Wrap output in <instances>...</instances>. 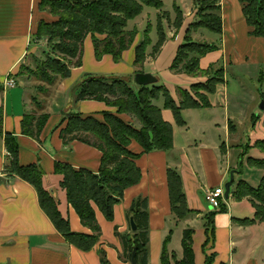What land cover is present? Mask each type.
Masks as SVG:
<instances>
[{
  "label": "crops",
  "instance_id": "1",
  "mask_svg": "<svg viewBox=\"0 0 264 264\" xmlns=\"http://www.w3.org/2000/svg\"><path fill=\"white\" fill-rule=\"evenodd\" d=\"M40 1L0 0V264H102V251L107 254L110 264H130L123 257V246L116 228L120 234H132L128 212L134 200L143 197L148 198L150 209L148 264H161L165 242L176 260H181L183 233L187 229L193 231L194 264H206L208 258L213 259L211 264H264V221L247 223V220H254L256 214L250 200L244 198L237 201L232 194L228 202L224 203L227 211L222 213L213 211L205 199L207 190L224 189L233 170L236 174L232 191L242 180H246L253 188L259 185L254 184L249 177H241L239 160L243 149L240 146L244 142L241 139L245 140V132L241 130L240 135L238 125L248 124L249 118L254 124L256 114L252 112V105L257 97L255 92H250L248 84L251 79H258L261 90L264 89V38L249 35L239 1L221 0L222 37L218 36L215 42L210 43L217 44L218 51L209 53L200 61L204 71L211 68L224 69V83L218 85L215 94L209 96V108L185 110L183 117L186 125L183 127L177 125L171 110H164L165 121L173 125V148L141 156L137 161L142 172L141 183L125 191L124 198L114 208L113 221H108L93 206L102 233L99 244L88 252L70 244L57 231L50 218L42 211L33 185L18 177H10L5 172L9 156L5 136L13 134L20 144V164L39 165L46 173L44 185L59 201L60 211L69 218L73 231L92 234L91 229L81 224L79 215L68 204L66 192L59 184L62 177L55 175L54 169L56 162H62L75 169H87L98 174L103 154L80 141L64 145L60 131L65 128V124L61 128L56 126L63 113L71 110L96 116L112 110L100 101L76 102L81 82L89 75L104 72V67L90 60V66L82 63L81 68H73L71 77L57 81L49 97L43 98L44 109L36 112L32 107V90L18 74L31 53L38 22L52 19L49 14L39 10ZM180 9L185 23L188 19H193L194 12ZM198 33L204 36L202 31ZM167 38L177 37L168 33ZM85 41L93 43L90 36ZM164 49L166 45L161 51ZM126 56L131 57L134 63L133 50L124 52V57ZM158 57L159 55L152 59L151 63L150 60L146 61L145 69L151 70L143 73H153L160 83L153 67ZM109 58L110 56L104 57L103 62L106 63ZM252 69L254 71L251 74ZM121 71L126 72L125 76L135 72L118 70ZM171 74L176 80L175 85L185 86L179 90H190L196 83L207 82L205 76L193 78L176 71ZM252 75L254 77H249ZM10 78L16 80L18 87L6 89L5 83ZM179 90H176L178 97L173 96L177 104L181 102ZM246 94L251 96L250 100H246ZM263 96L261 91L259 99ZM27 113L50 115L40 142L23 134L22 123ZM122 117L127 121L133 119L127 114ZM257 117L259 122H264V114ZM130 149L136 153L142 150L136 142L132 143ZM259 155L261 159L264 158V154ZM247 167L251 168L248 164ZM170 169L177 170L183 180L187 206L191 210L185 219H179L170 207L167 180ZM245 203L248 205L247 209L241 210Z\"/></svg>",
  "mask_w": 264,
  "mask_h": 264
},
{
  "label": "trees",
  "instance_id": "2",
  "mask_svg": "<svg viewBox=\"0 0 264 264\" xmlns=\"http://www.w3.org/2000/svg\"><path fill=\"white\" fill-rule=\"evenodd\" d=\"M238 1L242 6L249 35L264 38V0ZM220 3L221 0H197L195 15H193L194 21L187 25L188 28L183 27L186 23L182 10L177 6L174 8L176 12V19L173 22L176 26L174 37L176 38L182 28L186 30V34L185 42L177 50L178 53L171 65V70L178 73L183 72L189 77L205 76L207 79V82L191 86L190 90H179L181 97L179 104L176 103L168 88L159 83L153 87L139 86V90L136 91L130 85V76L119 78V76L109 77L95 74L89 75L81 82L76 102L100 101L109 107H115L117 113L105 111L97 116L84 115L72 110L63 113L56 127L61 128L65 124V128L60 131L64 145L80 141L89 144L103 154L98 174L87 169L78 170L62 162H56L54 169L55 175L62 177L59 184L66 192L68 204L79 215L81 224L91 229L92 234L73 231L69 218L60 211L59 201L44 185L45 171L37 164L22 166L17 137L13 134L5 136L9 155L5 172L10 177H18L33 185L40 199L42 211L47 214L65 240L80 250L88 252L100 242L102 228L97 222L93 206H96L108 221H113L114 208L124 198L125 191L141 183L142 172L137 166V161L141 156L155 151H169L173 148V125L165 121L164 110H171L177 125L183 127L186 125L183 112L188 109L209 108V96L215 94L217 86L224 83L223 68L218 70L211 68L209 71H204L200 65L202 58L218 51V45L202 43L190 37L194 30L201 29L222 37L223 21ZM163 6V0H41L39 10L49 13L53 19L51 21L42 19L38 22L33 42L48 39L53 45V55L46 52L44 53L46 59L38 61L36 79L53 87L57 81L70 77L73 68L82 66L83 47L89 36L93 40L95 54L99 60L112 55L115 62H121L124 52L133 47L137 35L140 34L138 30L128 31L129 22L141 16L145 11L144 8L151 7L163 11ZM160 15L155 28L158 40L152 49L155 52L154 57L160 55L168 39L164 21L165 18L170 17V14L166 12ZM153 30V26L148 27L144 32L145 42L135 47L133 66L137 69L143 68L147 60L146 50L153 43L150 37ZM97 36L104 38L100 40ZM18 76H22V72H19ZM161 98L164 99L163 108L153 103L160 101ZM125 114L138 121L141 124L140 128L131 124V121L124 120L122 115ZM256 119H258L257 116L254 117V120ZM49 120L50 115L47 113L40 115L27 113L22 123L23 134L40 142L41 134ZM133 142L142 148L140 153L130 149ZM256 147L264 154V140L257 141ZM247 163L251 168H258L264 172V159H248ZM167 180L169 181L170 207L179 219H185L191 210L187 206V197L180 173L175 169H170ZM232 192L237 201H242L246 197L254 200L251 205L255 208L256 214L254 220H247L248 224L264 221V175L261 184L256 189L242 181ZM221 207L222 213L227 211L225 204ZM149 215L148 198H137L128 212V220L130 222L131 218L134 219L138 227L137 232L123 235L116 228V234L123 246V257L130 263L135 254L138 264H148ZM192 234L193 231L190 229L183 233V258L179 261L172 252H169L168 244L165 242L162 248L161 264H194ZM100 254L101 263L110 264L107 254L104 251ZM212 260L208 258L206 264H211Z\"/></svg>",
  "mask_w": 264,
  "mask_h": 264
},
{
  "label": "rangeland",
  "instance_id": "3",
  "mask_svg": "<svg viewBox=\"0 0 264 264\" xmlns=\"http://www.w3.org/2000/svg\"><path fill=\"white\" fill-rule=\"evenodd\" d=\"M196 1L197 0H163V3H164L163 11H158V10L153 9L151 7L150 8H144L145 11L143 12V14L141 16L137 17L134 21L129 22V24H128L129 25L128 31L132 32V31L138 30L140 33L139 35H137V38H136L137 40L130 50L134 51L135 47H137V45H139L141 42L142 43L145 42L146 39L144 38V32L148 29V27L153 26L154 30L151 32V35H150V37L153 39V43L146 50L147 60H150L149 63H151L152 59L155 58L153 56V54L155 52H153L152 49L158 40L157 34H156L157 30L155 29L157 26L156 23H157L158 16L160 14L164 15V13H166V12H168L170 14V17L168 19L165 18V21H164L166 33L167 34L169 33V35L174 34V36H175L176 26L173 23L176 19V12L174 9L175 6H177V7L180 6L181 8H184L185 11H188L190 13L194 12L193 15H195ZM49 17H51L53 19L52 15H50ZM188 20L189 21H187L186 24L183 26L184 28H188L187 25H189L190 23H193L194 18L188 19ZM199 31H202V33L205 36V39H203L204 36H202V34L198 33ZM199 31L194 30L190 34V37L193 40H196V41H199L202 43H206V44L215 42L217 40V38H219L216 34L210 32V31H207L206 29H201ZM185 34H186V30L182 28L179 30V33L177 34L176 39H167V42L165 44L166 49L161 51L159 57L156 59V61L153 64V67L156 70L157 75L161 81L159 84L164 85L166 88H168V90L171 89L170 92H171V94H173L174 97H178L176 90H179L181 87L185 88V86H182V85L181 86L175 85L176 80H174L175 78L171 74L172 73L171 65L177 56V53H178L177 50L179 49L180 45L184 44V42H185V37H184ZM97 37L100 40L102 38H104L102 36H97ZM93 45L94 44L92 42H90V41L86 42L85 41V44L83 47V63H85V65L88 64L90 66L91 61L93 60V63H100L101 65H103L104 68L102 69V71H104V72H100L98 75L109 76V77L111 75H113V76H116V77L119 76V78H122L125 76L124 73H126V72L125 71L124 72L123 71L118 72V70H120V69L132 70V71H135L134 73H138V71L148 72L151 70L150 68L145 69L144 66H143V68H141V67H139L138 69L135 68L133 66V60L129 56H126V57L123 56L124 57L123 60L121 62L117 63L114 61L113 56L109 55L110 58L107 59V62L105 63V62H103L105 60L104 58L99 60L96 57L95 49H94ZM31 48H32L31 53H29V55L27 56L28 58L26 59L24 64L21 66L22 69L21 70L19 69V71L22 72V76H21L22 81L23 82L25 81V84L32 90V95H31L32 96V98H31L32 107L35 108L36 112L38 113L41 111L40 108H44L43 103H44L45 99H43V98L45 96H47V98H48L50 93L52 92V89H54V87L52 88V87H50V86H48V85H46V84H44V83H42L36 79V65H37L39 60H45L46 59V57L44 56V53L47 52L49 55H51V56L53 55L52 54L53 45H52V43H50L48 41V39L44 38V39L38 40L37 42H33V45ZM89 49L91 50L90 53H89ZM93 55H94V57H93ZM146 61H145V63H146ZM145 63H144V65H145ZM253 71L254 70L252 69L250 71V73L252 74ZM134 73L132 75H128V76H130V79H129V81L131 82L130 85L133 86L135 88V90L137 91V90H139V87L136 85V82H134V76H135ZM128 76H126V77H128ZM249 77H254V76L252 75ZM111 78H113V77H111ZM171 78H173V79L171 80ZM248 86L250 87V88L248 87L250 92L251 91L255 92L256 97H257L256 100L253 102L252 112L253 113L255 112L256 116L263 115L264 112H262L260 110V103H261L262 99H259L261 91L264 93V89L261 90V83L258 81V79H256V80L251 79L249 81ZM70 96H71V91H70ZM245 96H247L246 100L247 99L250 100V97H251L250 95L246 94ZM54 97H56V94ZM153 103L157 107L163 108L164 99L161 98L160 101H154ZM73 104H75V103H73ZM109 108L110 109L112 108V110L111 111L108 110L106 112L117 113V109L115 107L111 106ZM122 116H124V115H122ZM248 120H249L248 124L247 123H243V124L240 123L238 125L239 134L241 135V133H242L241 130L242 131L244 130V132H245V140L241 139V142L242 141H244V142L240 146V149H243V151L241 153V158L239 160L240 161L241 177L242 176L244 178L249 177L250 180L254 184L259 183V185H260L261 184L260 181H262L261 178H263L264 172L258 168H256V169L255 168H248L247 162H248V159H253V160H255V159L263 160L264 159V158L261 159L259 154L263 155V153L261 152V150L259 148L256 147L257 141L264 140V122L260 121L261 122L260 123L259 119H256V120H254V124H256V126H255L253 124V121L250 120V118ZM131 124H133L137 128H140L139 125L141 126V124H139V122L136 121L134 118L132 119ZM254 126L256 128L254 129V131H252ZM247 130H248V133L246 132ZM236 144H238V143H236ZM257 151H259V153ZM242 163H243V166H242ZM243 172H245V174H243ZM242 181H244L248 184V182L246 180H242ZM259 185H257V186L255 185V186L258 187ZM254 189H256V188H254ZM246 198H248L250 200V202L254 201L250 197H246ZM247 206L248 205L245 203L244 205H242L241 210H243V209L246 210Z\"/></svg>",
  "mask_w": 264,
  "mask_h": 264
},
{
  "label": "water",
  "instance_id": "4",
  "mask_svg": "<svg viewBox=\"0 0 264 264\" xmlns=\"http://www.w3.org/2000/svg\"><path fill=\"white\" fill-rule=\"evenodd\" d=\"M134 82H136V85L139 86H143V87H153V85H156L159 83L157 77L152 73H143V72H138V74L135 75L134 78ZM260 110L262 112H264V97L262 98V101L260 103ZM241 172V171H240ZM235 174L236 171H231L230 172V176H229V180L228 182L225 184L224 186V193H225V201L228 202V200L230 199L231 195H232V188L233 185L235 183ZM130 224H131V228L133 232H137L138 227L134 222V219L131 218L130 220ZM130 264H138L135 258V254L131 259V263Z\"/></svg>",
  "mask_w": 264,
  "mask_h": 264
},
{
  "label": "built area",
  "instance_id": "5",
  "mask_svg": "<svg viewBox=\"0 0 264 264\" xmlns=\"http://www.w3.org/2000/svg\"><path fill=\"white\" fill-rule=\"evenodd\" d=\"M6 89H13L18 87L17 82L14 78H10L8 82L5 83ZM206 202L211 207L213 211H220L221 205L224 204L225 201V193L223 188H218L214 190H207L206 192Z\"/></svg>",
  "mask_w": 264,
  "mask_h": 264
}]
</instances>
